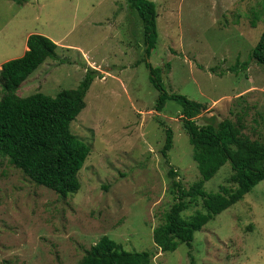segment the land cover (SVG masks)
<instances>
[{
	"label": "rangeland",
	"instance_id": "1",
	"mask_svg": "<svg viewBox=\"0 0 264 264\" xmlns=\"http://www.w3.org/2000/svg\"><path fill=\"white\" fill-rule=\"evenodd\" d=\"M153 1L160 37L148 58L143 20L127 0H0V69L24 55L32 33L60 43L58 57L41 64L17 94L57 96L77 88L89 67L97 70L86 107L71 123L92 148L79 192L63 198L0 153V264H78L104 235L127 250L151 251L153 264H264V180L197 231L192 246L164 252L155 243L153 231L175 202L171 164L187 188L200 172L182 106L169 100L156 110L160 91L147 66L162 68L171 93L205 105L199 123L241 116L245 132L264 139V65L252 58L264 0ZM237 61L248 68L230 71ZM162 120L174 134L170 163L162 154ZM231 174L227 162L205 189L217 192ZM201 209L200 200L183 215Z\"/></svg>",
	"mask_w": 264,
	"mask_h": 264
},
{
	"label": "trees",
	"instance_id": "2",
	"mask_svg": "<svg viewBox=\"0 0 264 264\" xmlns=\"http://www.w3.org/2000/svg\"><path fill=\"white\" fill-rule=\"evenodd\" d=\"M22 5L30 0H15ZM138 10L145 29V54L151 57L160 32L157 4L153 0H127ZM257 19L252 26L255 27ZM28 49L21 57L10 59L0 69V153L38 185L46 186L63 198L79 192L80 171L91 153V145L71 130L72 121L86 107V96L97 70L89 67L77 88L63 89L57 96L36 92L28 96L17 94L23 82L48 58H57L58 44L49 36L32 33ZM252 58L264 65V30L255 45ZM151 69L150 80L160 91L156 110H165L167 101L176 100L182 106L183 128L189 135L198 164L200 178L185 187L177 168L171 164L169 176L176 193L175 202L165 214V220L153 231V238L162 251H175L181 243L192 246L195 233L218 214L232 207L264 180V139L245 132L246 121L239 116L219 122L199 123L205 110L202 102L180 93H171L164 82L161 67ZM248 63L237 61L230 71L247 69ZM166 139L162 154L170 163L174 134L163 120ZM229 162L232 174L217 192H208L205 183ZM202 203V209L184 217L192 204ZM78 264H153L151 251H130L117 240L104 235L93 244ZM192 264H196L192 258Z\"/></svg>",
	"mask_w": 264,
	"mask_h": 264
},
{
	"label": "crops",
	"instance_id": "3",
	"mask_svg": "<svg viewBox=\"0 0 264 264\" xmlns=\"http://www.w3.org/2000/svg\"><path fill=\"white\" fill-rule=\"evenodd\" d=\"M56 41V40H55ZM57 43H58V47L60 46V43H59V41H56ZM28 49V46L26 47V50ZM78 51L79 52H83L84 53V55H86V53L84 52V50L82 49V48H80V49H78ZM93 63H95V62H90V64L92 65V66H96V65H94Z\"/></svg>",
	"mask_w": 264,
	"mask_h": 264
}]
</instances>
